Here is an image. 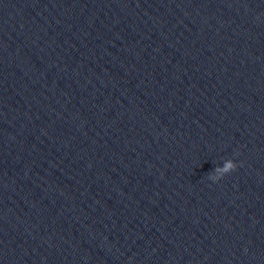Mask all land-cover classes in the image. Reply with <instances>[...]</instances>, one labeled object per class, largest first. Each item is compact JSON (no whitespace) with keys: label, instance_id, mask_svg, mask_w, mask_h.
Returning <instances> with one entry per match:
<instances>
[{"label":"clouds","instance_id":"clouds-1","mask_svg":"<svg viewBox=\"0 0 264 264\" xmlns=\"http://www.w3.org/2000/svg\"><path fill=\"white\" fill-rule=\"evenodd\" d=\"M237 164L233 160H226L223 167H216L213 173L209 174V179L212 181L220 180L225 174L234 171L237 168Z\"/></svg>","mask_w":264,"mask_h":264}]
</instances>
